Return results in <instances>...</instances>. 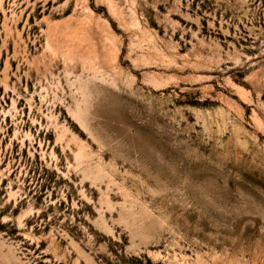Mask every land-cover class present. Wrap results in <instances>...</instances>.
Here are the masks:
<instances>
[{
    "label": "rangeland",
    "instance_id": "rangeland-1",
    "mask_svg": "<svg viewBox=\"0 0 264 264\" xmlns=\"http://www.w3.org/2000/svg\"><path fill=\"white\" fill-rule=\"evenodd\" d=\"M0 264H264V0H0Z\"/></svg>",
    "mask_w": 264,
    "mask_h": 264
}]
</instances>
